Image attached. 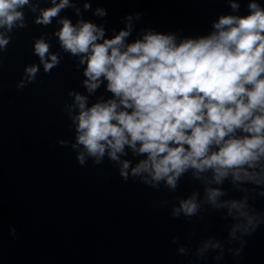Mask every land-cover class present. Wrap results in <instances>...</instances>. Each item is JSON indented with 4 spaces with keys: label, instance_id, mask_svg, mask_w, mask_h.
<instances>
[{
    "label": "clouds",
    "instance_id": "clouds-1",
    "mask_svg": "<svg viewBox=\"0 0 264 264\" xmlns=\"http://www.w3.org/2000/svg\"><path fill=\"white\" fill-rule=\"evenodd\" d=\"M99 2L0 0V68L14 34L29 28V14L34 25H55L33 38L38 62L24 66L15 86L23 90L41 68L51 75L65 56L72 60L84 91L67 90L60 111L73 137L57 138L56 144L71 148L82 167L107 159L125 183L176 193L185 177L198 182L202 191L159 206L170 205L172 218L189 223L221 212L230 221L227 235L203 237L194 250L174 236L177 255L192 257V264H207L209 255L216 264L226 253L240 258L245 238L264 226V210L255 207L264 197V0H220L229 11L199 34L137 28L140 11L109 30L84 16L92 12L104 20L108 10L92 7ZM68 9L75 22L61 15ZM226 183L239 197L229 195ZM16 231L9 228L14 239ZM195 234L193 228L190 242Z\"/></svg>",
    "mask_w": 264,
    "mask_h": 264
}]
</instances>
